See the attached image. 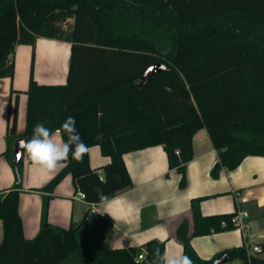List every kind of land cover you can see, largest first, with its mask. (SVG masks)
<instances>
[{
    "label": "trees",
    "instance_id": "1",
    "mask_svg": "<svg viewBox=\"0 0 264 264\" xmlns=\"http://www.w3.org/2000/svg\"><path fill=\"white\" fill-rule=\"evenodd\" d=\"M70 18L68 31L63 24ZM40 36L71 43L68 81L39 83L33 57L26 130L17 133L16 100L5 155L15 169L18 137L27 141L41 123L55 131L72 116L84 143L99 145L110 160L102 166V177L89 153L81 163L70 158L47 184L34 189L51 194L71 174L86 200L97 204L101 193L110 198L132 186L124 154L155 145L165 147L184 187L186 166L194 157L193 136L201 128L218 152L211 170L215 178L223 167L235 169L249 155L264 156V0H0V77H14L16 45L35 46ZM158 61L166 70L140 83ZM22 166L23 157L15 169L17 182L0 195V264H154V251L166 250V242L157 239L129 248L99 243V234L109 235L112 224L98 213L88 219L91 208L79 225H54L48 220L50 194L43 198L38 234L26 238L19 212ZM209 197L191 200L193 232L187 220L177 229L183 255L191 264H225L220 263L224 257L264 264L245 246L210 259L198 255L191 244L194 236L236 228L235 212L202 214L201 202ZM91 238H97L95 246ZM83 244H89L87 251Z\"/></svg>",
    "mask_w": 264,
    "mask_h": 264
},
{
    "label": "crops",
    "instance_id": "2",
    "mask_svg": "<svg viewBox=\"0 0 264 264\" xmlns=\"http://www.w3.org/2000/svg\"><path fill=\"white\" fill-rule=\"evenodd\" d=\"M33 57L35 80L41 84H65L69 75L71 43L40 36L35 46L17 44L14 77H0V195L3 196L17 182L15 169L5 151L16 100L17 133L26 130L27 89ZM193 151L194 157L186 166L187 184L184 187L180 186L182 174L177 168L169 166L163 145L125 153V163L133 184L106 202L95 204V214L104 215L112 224L109 235L99 234V243L110 248H129L157 239L166 242L169 252L183 255L184 245L177 237V229L183 220H187L189 233H192L194 221L191 200L210 196L201 202L203 215L246 211L247 216H243L242 220L247 228L245 231L236 227L194 236L191 244L198 255L210 259L225 249L245 246L250 254L264 258V156L249 155L235 169L223 167L215 178L211 170L219 156L206 128L194 134ZM22 157L23 187L19 197V212L25 237L33 238L41 228L43 198L50 194L34 188L47 184L60 170L47 173L34 169L25 151ZM89 157L91 166L103 177L102 166L110 158L103 155L99 145L90 147ZM78 192L72 175H67L50 194L49 222L65 228L79 225L90 204L87 200L77 198ZM3 235V221L0 219V243ZM256 244L261 245L263 251H252ZM63 264H73V261ZM225 264L244 263L241 259H234Z\"/></svg>",
    "mask_w": 264,
    "mask_h": 264
},
{
    "label": "clouds",
    "instance_id": "3",
    "mask_svg": "<svg viewBox=\"0 0 264 264\" xmlns=\"http://www.w3.org/2000/svg\"><path fill=\"white\" fill-rule=\"evenodd\" d=\"M75 123V118L69 116L55 131L43 123L34 126L32 136L23 143L27 159L34 169L54 173L65 168L70 158L83 162L90 147L82 140ZM100 200L106 202L108 198L101 193ZM154 255V264H191L189 257L168 250L161 253L156 249Z\"/></svg>",
    "mask_w": 264,
    "mask_h": 264
},
{
    "label": "water",
    "instance_id": "4",
    "mask_svg": "<svg viewBox=\"0 0 264 264\" xmlns=\"http://www.w3.org/2000/svg\"><path fill=\"white\" fill-rule=\"evenodd\" d=\"M166 70V66L164 63L158 61L155 64L151 65L141 76L139 82L140 83H145L147 79L153 75L156 72H160ZM26 141L24 137H18L15 141L14 145V150H13V159L15 162V169L18 171L19 170V161L22 157L24 148H23V143ZM229 259L227 257H224L221 259L220 263H227Z\"/></svg>",
    "mask_w": 264,
    "mask_h": 264
},
{
    "label": "built area",
    "instance_id": "5",
    "mask_svg": "<svg viewBox=\"0 0 264 264\" xmlns=\"http://www.w3.org/2000/svg\"><path fill=\"white\" fill-rule=\"evenodd\" d=\"M178 152V151H176ZM77 198H80L82 200H86V195L84 192L82 191H79L78 194L76 195ZM90 204V213L88 215V219H92V217L94 216V214L96 213V207H95V203H89ZM243 216H247V212L246 211H240V212H237L235 217H234V221H235V225L236 227H238L240 230H243L245 231L247 226L246 224L243 222L242 220V217ZM262 250V247L261 245L259 244H256L252 247V251H255V252H258V251H261ZM145 254V250L142 254L139 255L138 257V260H141L143 258Z\"/></svg>",
    "mask_w": 264,
    "mask_h": 264
},
{
    "label": "rangeland",
    "instance_id": "6",
    "mask_svg": "<svg viewBox=\"0 0 264 264\" xmlns=\"http://www.w3.org/2000/svg\"><path fill=\"white\" fill-rule=\"evenodd\" d=\"M64 25V28L66 29V30H71L72 29V26H73V18H70L66 23H64L63 24ZM89 241H93L92 242V246H95V244H97V238H91ZM89 246V244L88 245H85V244H83V250L84 251H87V247ZM93 248V247H92ZM94 249H96V248H94Z\"/></svg>",
    "mask_w": 264,
    "mask_h": 264
}]
</instances>
